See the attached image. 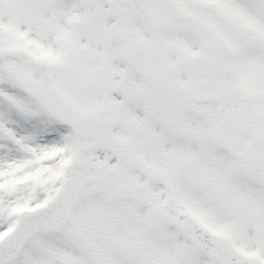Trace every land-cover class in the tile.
I'll return each instance as SVG.
<instances>
[{"label":"snow or ice","instance_id":"snow-or-ice-1","mask_svg":"<svg viewBox=\"0 0 264 264\" xmlns=\"http://www.w3.org/2000/svg\"><path fill=\"white\" fill-rule=\"evenodd\" d=\"M0 264H264V0H0Z\"/></svg>","mask_w":264,"mask_h":264}]
</instances>
